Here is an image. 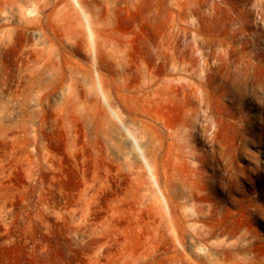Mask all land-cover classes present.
Masks as SVG:
<instances>
[{"label":"rangeland","instance_id":"rangeland-1","mask_svg":"<svg viewBox=\"0 0 264 264\" xmlns=\"http://www.w3.org/2000/svg\"><path fill=\"white\" fill-rule=\"evenodd\" d=\"M0 264H264V0L0 9Z\"/></svg>","mask_w":264,"mask_h":264},{"label":"bare ground","instance_id":"bare-ground-1","mask_svg":"<svg viewBox=\"0 0 264 264\" xmlns=\"http://www.w3.org/2000/svg\"><path fill=\"white\" fill-rule=\"evenodd\" d=\"M26 1L28 2V1H30V0H0V9L6 8V7H13V5H14L16 2H17V3L20 2V4H22V3L26 2ZM19 6H20V5H19ZM44 6H47V5H44ZM31 13H32L31 11L26 12L27 15H29V14H31ZM27 24L30 25V26H33V27L38 28L37 31L41 30V31H39V32H42V36L44 35V34H43V32H44L43 25H42V23H41L38 19H30V20L27 21ZM39 24H40V25H39ZM35 31H36V30H35ZM37 33H38V32H37ZM90 35H91V37H93V35H94V33H93L92 30H90ZM56 68H57V67H56ZM53 70H54V69H53ZM54 71H55V70H54ZM72 75H73V74H72ZM148 167H149V165H148ZM149 171H150V173H151L152 180H153L155 186H156L157 189L159 190V193H160V195H161V198H162V201H163L164 205L168 208L167 200H166L165 196L163 195V193H162V191H161V189H160V187H159V184H158V182H157V180H156L154 174L152 173L150 167H149ZM183 237H184V236H183ZM183 237H181V239H183Z\"/></svg>","mask_w":264,"mask_h":264}]
</instances>
